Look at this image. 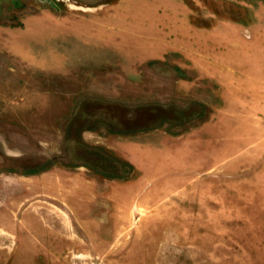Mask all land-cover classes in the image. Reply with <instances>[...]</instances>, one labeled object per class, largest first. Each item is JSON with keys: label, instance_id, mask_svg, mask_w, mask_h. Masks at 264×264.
<instances>
[{"label": "rangeland", "instance_id": "1", "mask_svg": "<svg viewBox=\"0 0 264 264\" xmlns=\"http://www.w3.org/2000/svg\"><path fill=\"white\" fill-rule=\"evenodd\" d=\"M0 264H264V0H0Z\"/></svg>", "mask_w": 264, "mask_h": 264}]
</instances>
